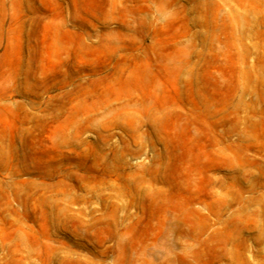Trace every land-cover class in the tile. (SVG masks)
<instances>
[{
	"label": "rangeland",
	"instance_id": "obj_1",
	"mask_svg": "<svg viewBox=\"0 0 264 264\" xmlns=\"http://www.w3.org/2000/svg\"><path fill=\"white\" fill-rule=\"evenodd\" d=\"M0 264H264V0H0Z\"/></svg>",
	"mask_w": 264,
	"mask_h": 264
}]
</instances>
